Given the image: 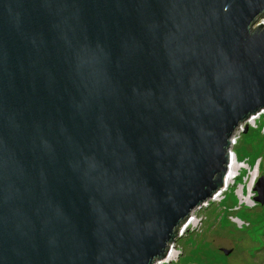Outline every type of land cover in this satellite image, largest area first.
<instances>
[{"label": "water", "instance_id": "95a60500", "mask_svg": "<svg viewBox=\"0 0 264 264\" xmlns=\"http://www.w3.org/2000/svg\"><path fill=\"white\" fill-rule=\"evenodd\" d=\"M262 15L264 0H0V264L165 256L264 109Z\"/></svg>", "mask_w": 264, "mask_h": 264}, {"label": "rangeland", "instance_id": "374dc122", "mask_svg": "<svg viewBox=\"0 0 264 264\" xmlns=\"http://www.w3.org/2000/svg\"><path fill=\"white\" fill-rule=\"evenodd\" d=\"M263 27L264 15L257 18L250 31L254 33ZM262 116L255 121V127L248 126L246 134L245 127L244 133L236 130L232 138L236 144L230 151L245 169L215 202L213 198L193 210L176 229L161 259L167 257L171 248L177 257L170 264H264V204L255 201L258 194L254 191L258 179L264 176ZM256 169L258 176L251 187V173ZM240 195L250 201L242 200ZM193 218L196 223L190 225ZM223 250L232 253L227 256Z\"/></svg>", "mask_w": 264, "mask_h": 264}, {"label": "bare ground", "instance_id": "6f19581e", "mask_svg": "<svg viewBox=\"0 0 264 264\" xmlns=\"http://www.w3.org/2000/svg\"><path fill=\"white\" fill-rule=\"evenodd\" d=\"M229 159H230V163H229V166H228V172H227L226 177H225V180H224L225 183H224V185L218 191L215 192V196L213 197L214 200L212 198V200L214 202L218 198H220L223 195V193L226 192V190L231 185H233L235 183L234 181L237 179L238 174L240 173V171L242 169H245V167H243L242 165H239L238 158H236V156H234L233 153H231ZM258 172H259V170L256 169V170H254L251 173V177H252V179H251V181H252L251 187L255 184V181L254 180L258 176ZM242 194H244V193L242 192ZM240 196H241L242 200L245 199V201H250V198L249 197L246 198L244 195H240ZM193 223H196V219L195 218H193V220L190 221V225L193 224ZM166 254H167V257H165L163 259L160 258L159 261L156 260L154 262V264H164V263L170 264L172 262V259L177 257V253H175L174 250L171 249V248L169 249V251Z\"/></svg>", "mask_w": 264, "mask_h": 264}, {"label": "built area", "instance_id": "2783aa9c", "mask_svg": "<svg viewBox=\"0 0 264 264\" xmlns=\"http://www.w3.org/2000/svg\"><path fill=\"white\" fill-rule=\"evenodd\" d=\"M262 115H264V109H262L260 112H258V114L253 115L250 119L246 120V122L242 123L236 130L241 131L240 133H244L245 127L247 128V126H249V125H251V126L256 125L255 121L257 119L261 120L263 117ZM250 121H252V122L250 123ZM235 144H236V141L231 139V148H233L232 146H235Z\"/></svg>", "mask_w": 264, "mask_h": 264}]
</instances>
